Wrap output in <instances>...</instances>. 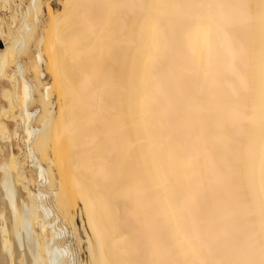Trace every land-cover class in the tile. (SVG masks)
Here are the masks:
<instances>
[{
    "label": "bare ground",
    "instance_id": "obj_1",
    "mask_svg": "<svg viewBox=\"0 0 264 264\" xmlns=\"http://www.w3.org/2000/svg\"><path fill=\"white\" fill-rule=\"evenodd\" d=\"M8 1L0 264H264V0Z\"/></svg>",
    "mask_w": 264,
    "mask_h": 264
},
{
    "label": "rangeland",
    "instance_id": "obj_2",
    "mask_svg": "<svg viewBox=\"0 0 264 264\" xmlns=\"http://www.w3.org/2000/svg\"><path fill=\"white\" fill-rule=\"evenodd\" d=\"M8 3L11 4V0H9ZM27 169H28V173L29 174H33V171L32 170H30L29 168H27Z\"/></svg>",
    "mask_w": 264,
    "mask_h": 264
}]
</instances>
